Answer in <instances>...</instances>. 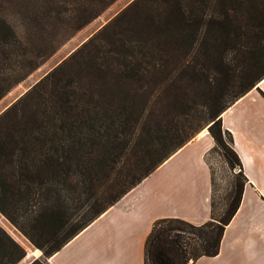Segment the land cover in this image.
<instances>
[{
  "label": "trees",
  "instance_id": "obj_1",
  "mask_svg": "<svg viewBox=\"0 0 264 264\" xmlns=\"http://www.w3.org/2000/svg\"><path fill=\"white\" fill-rule=\"evenodd\" d=\"M115 1L1 0L0 87ZM263 78L264 0L131 1L0 114V215L41 253L29 264H47L204 128L239 168L220 115ZM242 180L218 218L212 205L201 225L156 220L145 264L216 256ZM26 253L0 228V264Z\"/></svg>",
  "mask_w": 264,
  "mask_h": 264
},
{
  "label": "crops",
  "instance_id": "obj_2",
  "mask_svg": "<svg viewBox=\"0 0 264 264\" xmlns=\"http://www.w3.org/2000/svg\"><path fill=\"white\" fill-rule=\"evenodd\" d=\"M220 122L244 184L218 254L193 264H264V78L223 111ZM213 148L208 131L199 132L46 263L145 264L144 244L156 220L177 218L196 226L209 221L213 179L206 158Z\"/></svg>",
  "mask_w": 264,
  "mask_h": 264
},
{
  "label": "rangeland",
  "instance_id": "obj_3",
  "mask_svg": "<svg viewBox=\"0 0 264 264\" xmlns=\"http://www.w3.org/2000/svg\"><path fill=\"white\" fill-rule=\"evenodd\" d=\"M131 1L133 0H116L96 19L74 33L62 45L53 50L46 49L45 55L42 56L41 60L38 61L39 64L19 83L12 85L6 90H4V87H0V114L17 99H19L25 92H27L44 75L56 67L61 61L66 59L83 42L95 34L118 12L124 9ZM203 130L208 131L207 128H204ZM227 139V135L223 133L222 140L225 145L229 144ZM206 160L212 172L213 209L215 217L218 218L226 210V207L229 203V196L231 195L234 186L237 184V182H241L243 180L239 173V168L237 166L234 168H228L221 157V152L218 149L214 148L207 156ZM0 228L23 250L28 253L34 251L30 257L20 261L18 264H25L30 259L35 258L34 256L39 254V252L34 250L29 242L1 215ZM2 264H5V261H3Z\"/></svg>",
  "mask_w": 264,
  "mask_h": 264
},
{
  "label": "water",
  "instance_id": "obj_4",
  "mask_svg": "<svg viewBox=\"0 0 264 264\" xmlns=\"http://www.w3.org/2000/svg\"><path fill=\"white\" fill-rule=\"evenodd\" d=\"M27 258V253H26V256H25V258L24 259H26ZM30 262H28L27 264H29Z\"/></svg>",
  "mask_w": 264,
  "mask_h": 264
}]
</instances>
